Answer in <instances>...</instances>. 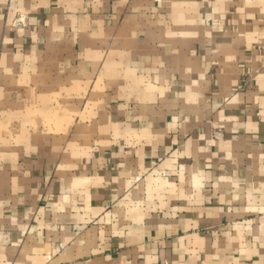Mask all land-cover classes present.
Returning <instances> with one entry per match:
<instances>
[{"label": "crops", "instance_id": "crops-1", "mask_svg": "<svg viewBox=\"0 0 264 264\" xmlns=\"http://www.w3.org/2000/svg\"><path fill=\"white\" fill-rule=\"evenodd\" d=\"M0 264H264V0H0Z\"/></svg>", "mask_w": 264, "mask_h": 264}]
</instances>
